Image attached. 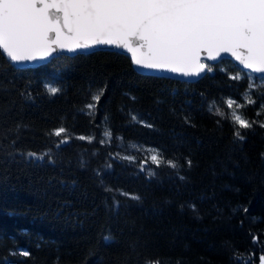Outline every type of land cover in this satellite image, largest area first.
I'll return each mask as SVG.
<instances>
[{
    "label": "trees",
    "instance_id": "trees-1",
    "mask_svg": "<svg viewBox=\"0 0 264 264\" xmlns=\"http://www.w3.org/2000/svg\"><path fill=\"white\" fill-rule=\"evenodd\" d=\"M212 67L187 83L140 75L115 52L31 69L0 54V264H261L264 79L227 60ZM233 112L257 122L244 141ZM61 125L68 139L57 147L46 133Z\"/></svg>",
    "mask_w": 264,
    "mask_h": 264
},
{
    "label": "snow or ice",
    "instance_id": "snow-or-ice-1",
    "mask_svg": "<svg viewBox=\"0 0 264 264\" xmlns=\"http://www.w3.org/2000/svg\"><path fill=\"white\" fill-rule=\"evenodd\" d=\"M100 45L125 49L131 54L132 64L148 71L199 77L213 71L207 61H217L227 54L244 69L264 74V0H0V54L12 64ZM230 78L244 77L237 72ZM45 87L53 95L60 91L51 84ZM253 87L256 86L249 83V90ZM102 94L103 89L98 90L92 100L99 101ZM19 95L31 99L27 89ZM247 102L256 103L251 99ZM227 104L229 109L234 105L242 107L232 98H228ZM85 107L92 109L95 105L88 103ZM259 107L264 108V103ZM209 111L219 114L215 102L209 105ZM131 119L137 121L138 117L133 114ZM231 120L238 141H244L248 135L242 130L253 129L257 123L240 112H233ZM138 122L154 127L143 120ZM260 126L264 127V123ZM19 128L18 124L17 131ZM66 132L61 125L46 134L59 137L56 142L59 147L68 139L61 135ZM105 135L111 136V131ZM28 156L37 160L47 157L55 163L50 153L28 152ZM151 160L157 165L161 163L157 155H152ZM167 162L176 167L172 161ZM187 163L192 166L191 159ZM20 254L30 255L28 251ZM260 262L264 264V255L260 256ZM146 264L162 261L154 258Z\"/></svg>",
    "mask_w": 264,
    "mask_h": 264
},
{
    "label": "water",
    "instance_id": "water-1",
    "mask_svg": "<svg viewBox=\"0 0 264 264\" xmlns=\"http://www.w3.org/2000/svg\"><path fill=\"white\" fill-rule=\"evenodd\" d=\"M96 52H115V53H119V54H122V55H125V56L129 57V59L131 61V54L128 53L125 49L116 48L115 46L100 45V46H96L94 48L78 50L75 53L68 52V51L65 50V51L59 53L58 55L54 54L52 57H49L47 59L37 60V61H33V62H27V63L19 64V65H17V64H13V65L15 67H17V68H20V69H31V68H36V67L45 65L50 60H52L53 58H55L57 56L74 57V56H77V55H89V54L96 53ZM222 60L230 61L237 69H239L242 72L249 73L253 77L264 78V74L254 73V72H251L248 69H244L243 66L240 65L239 62L236 61L234 57H231L230 55H227V54H225L221 59H218L217 61H207V63H209L211 66H213V65H216L217 63H219ZM132 65H133L134 70L138 74L143 75V76H152V77H158V78H166V79H170V80L187 82V83H195L198 80H200L201 78H203L205 76V74L207 73V71H206V72L202 73L199 77H195V76L186 77V76H183V75H180V74H177V73H171V72H167V71H164V72L148 71V70L139 68V67H137L134 64H132Z\"/></svg>",
    "mask_w": 264,
    "mask_h": 264
},
{
    "label": "rangeland",
    "instance_id": "rangeland-1",
    "mask_svg": "<svg viewBox=\"0 0 264 264\" xmlns=\"http://www.w3.org/2000/svg\"><path fill=\"white\" fill-rule=\"evenodd\" d=\"M250 75V74H248ZM251 78L253 77L252 75H250ZM255 78V77H254ZM260 79H264V78H260ZM252 81V80H251ZM258 84H264V80H261ZM246 101H248V97H246Z\"/></svg>",
    "mask_w": 264,
    "mask_h": 264
}]
</instances>
